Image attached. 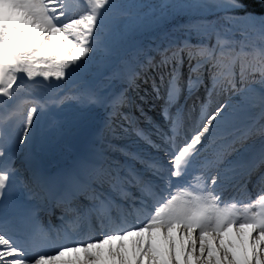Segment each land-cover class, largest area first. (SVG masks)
Wrapping results in <instances>:
<instances>
[{
  "label": "snow or ice",
  "instance_id": "obj_1",
  "mask_svg": "<svg viewBox=\"0 0 264 264\" xmlns=\"http://www.w3.org/2000/svg\"><path fill=\"white\" fill-rule=\"evenodd\" d=\"M36 77L85 84L0 115V264H264V12L0 0V96Z\"/></svg>",
  "mask_w": 264,
  "mask_h": 264
},
{
  "label": "rangeland",
  "instance_id": "obj_2",
  "mask_svg": "<svg viewBox=\"0 0 264 264\" xmlns=\"http://www.w3.org/2000/svg\"><path fill=\"white\" fill-rule=\"evenodd\" d=\"M18 83H24L26 86L21 88L20 91L15 96V101L23 103L24 105L28 104L27 97L31 98L34 104H31L28 110L33 106H42L46 100H54L57 102V109L59 111L56 113V116H63L71 114L75 108L76 104L78 105L75 97L77 96V90L82 88L85 84L83 78H63L57 80L55 78L44 79L43 77H36L35 81L27 80L19 81ZM10 98L3 97L0 100V106H4ZM61 99L67 100V103L60 104ZM27 110V111H28ZM27 111L24 113L26 114ZM13 127H15V120H13ZM19 127H15V131L19 132ZM119 138V137H118ZM55 161L67 162L66 157H57L53 158ZM187 230L181 227L175 235L177 240H179L181 235H186ZM195 238L197 240V249L199 248V230L195 232ZM255 235V234H253ZM55 254L54 252L51 255ZM199 255L198 251L196 253ZM194 259V258H193ZM195 264V261H194Z\"/></svg>",
  "mask_w": 264,
  "mask_h": 264
},
{
  "label": "trees",
  "instance_id": "obj_3",
  "mask_svg": "<svg viewBox=\"0 0 264 264\" xmlns=\"http://www.w3.org/2000/svg\"><path fill=\"white\" fill-rule=\"evenodd\" d=\"M249 5L250 10L255 13L264 12V2L262 0H244Z\"/></svg>",
  "mask_w": 264,
  "mask_h": 264
},
{
  "label": "bare ground",
  "instance_id": "obj_4",
  "mask_svg": "<svg viewBox=\"0 0 264 264\" xmlns=\"http://www.w3.org/2000/svg\"><path fill=\"white\" fill-rule=\"evenodd\" d=\"M13 87H15V85ZM1 98H3V96H0V100H1ZM47 161H48V163L50 165L55 166V167H62L64 164L67 163V162L63 163V162H60V161H55L54 159H48ZM42 254H44V253H42Z\"/></svg>",
  "mask_w": 264,
  "mask_h": 264
}]
</instances>
